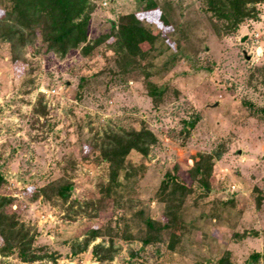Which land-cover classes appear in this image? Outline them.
<instances>
[{
    "label": "rangeland",
    "instance_id": "obj_1",
    "mask_svg": "<svg viewBox=\"0 0 264 264\" xmlns=\"http://www.w3.org/2000/svg\"><path fill=\"white\" fill-rule=\"evenodd\" d=\"M148 1L93 0L86 53L39 37L15 60L0 41V193L35 237L29 262L0 264H264V0L237 24L228 0ZM141 11L156 40L125 68L114 38L96 40ZM143 128L158 141L126 157L123 199L101 196L105 133ZM57 180L68 203L38 193ZM147 218L170 228L144 245Z\"/></svg>",
    "mask_w": 264,
    "mask_h": 264
},
{
    "label": "trees",
    "instance_id": "obj_2",
    "mask_svg": "<svg viewBox=\"0 0 264 264\" xmlns=\"http://www.w3.org/2000/svg\"><path fill=\"white\" fill-rule=\"evenodd\" d=\"M148 1V0H142ZM249 1L260 0H228L232 19L236 18V24L246 16L245 4ZM149 2V1H148ZM0 9L5 10L0 15V41L10 43L15 53L14 59H20L17 54L18 49H24L27 44H33L41 37L46 45L47 51L65 58L69 52L81 49L84 53L92 49V42L89 38L88 28L92 18V13L96 9L93 0H0ZM148 7H155L148 4ZM128 14L120 19L117 26L112 23V32L96 40L101 43L107 38H114V46L120 53L122 67L132 68L137 64V55L131 54V49L137 48L143 43H153L156 36L148 31L142 24L139 14ZM135 57V58H134ZM134 62V63H133ZM150 95L157 98L160 93L159 88L150 86ZM193 125V124H192ZM101 148V159L109 166V176L107 183L101 190V196H111L114 194L116 200H122V189L124 182L121 174L127 171L125 167L126 157L132 152L137 151L143 156H147L151 147L158 141L155 134L143 128L142 130L132 131H108L103 137ZM199 170L202 167H197ZM128 179L133 173L125 172ZM176 178L169 177L161 185V192L166 191ZM2 179L0 178V182ZM184 187V186H183ZM187 187V186H186ZM183 188V190L187 188ZM73 184H63L60 180L52 182L38 191L41 197L57 198L68 203L72 197ZM11 197L0 193V236L2 245L0 252L2 255H9L17 251L23 262H29L33 255L32 247L35 237L25 223L19 220V214L11 212L13 205ZM73 207V205H72ZM168 215L177 217L170 209ZM147 228L146 237L142 240L144 245L159 240L162 232L169 225H162L151 218L145 220ZM98 234H93L92 239H96ZM95 246L94 253L99 258L98 248ZM99 248V249H100ZM261 254L256 253L251 259L258 261ZM219 264H225L223 260ZM251 264V263H250Z\"/></svg>",
    "mask_w": 264,
    "mask_h": 264
},
{
    "label": "water",
    "instance_id": "obj_3",
    "mask_svg": "<svg viewBox=\"0 0 264 264\" xmlns=\"http://www.w3.org/2000/svg\"><path fill=\"white\" fill-rule=\"evenodd\" d=\"M246 38L243 39V41L245 42Z\"/></svg>",
    "mask_w": 264,
    "mask_h": 264
}]
</instances>
